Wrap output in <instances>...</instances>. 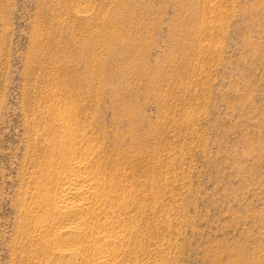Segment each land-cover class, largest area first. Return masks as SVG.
Returning a JSON list of instances; mask_svg holds the SVG:
<instances>
[{
    "label": "rangeland",
    "instance_id": "obj_1",
    "mask_svg": "<svg viewBox=\"0 0 264 264\" xmlns=\"http://www.w3.org/2000/svg\"><path fill=\"white\" fill-rule=\"evenodd\" d=\"M63 103L142 264H264V0H0V264H57L23 209Z\"/></svg>",
    "mask_w": 264,
    "mask_h": 264
},
{
    "label": "bare ground",
    "instance_id": "obj_2",
    "mask_svg": "<svg viewBox=\"0 0 264 264\" xmlns=\"http://www.w3.org/2000/svg\"><path fill=\"white\" fill-rule=\"evenodd\" d=\"M72 109L63 103L50 110L56 114L43 138L46 160L33 172L31 195L38 198L23 209L35 213L33 237L57 264H142L149 253L132 216L138 207L110 153L70 116Z\"/></svg>",
    "mask_w": 264,
    "mask_h": 264
}]
</instances>
